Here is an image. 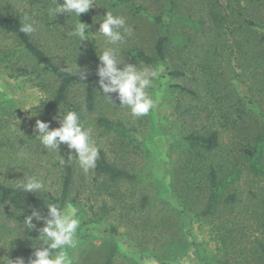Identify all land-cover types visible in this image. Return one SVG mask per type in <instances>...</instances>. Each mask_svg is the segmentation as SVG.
Returning <instances> with one entry per match:
<instances>
[{"label":"rangeland","instance_id":"1","mask_svg":"<svg viewBox=\"0 0 264 264\" xmlns=\"http://www.w3.org/2000/svg\"><path fill=\"white\" fill-rule=\"evenodd\" d=\"M23 1L30 5L34 0ZM206 1L175 0L173 9L171 0H134L145 9L137 14L133 9L112 8L114 15L126 18L133 31L118 46L123 63L158 70V77L147 90L156 102L148 115L134 117L129 108L114 99L111 102L101 91L96 108L89 111L84 107V86H73L69 91L68 102L82 108L80 121L91 128L99 155L103 151L107 160L134 175L131 181L117 183L97 175L95 168L85 172L74 150L69 161L70 150L64 144L58 151L44 149L34 131L36 120L49 122L50 128L59 127L71 107L65 104L54 113H44V105L58 83L13 34L0 28V140L10 138L15 145L12 155L6 154L5 159L0 156V182L17 185L35 176L45 183L42 193H49L48 198L55 202L61 195L60 170L52 165L61 160L74 164L70 198L75 200L64 207L76 208L81 221L76 247L69 249L73 264H99L111 247L116 250L114 264H264L256 253L259 242H264V173H256L248 158L239 155L230 168L241 170L233 181L238 189L237 202L231 207L220 203L216 215L199 216L210 189L206 178L196 177L192 169L194 152L188 140L192 132H203L209 121V109L202 97L205 92L198 83L213 81L215 86L219 82L221 88H233L248 110L264 98V69L255 70L251 61L241 60L236 46L243 37L238 25L248 24L238 15V6L248 9V18H255L252 26L261 33L264 0H241L240 4L239 0H219V23L211 13L206 14L211 9ZM213 1L217 4L218 0ZM113 2L93 0V7L85 12L89 39L83 41L98 55L110 45L93 32L98 31L107 11L111 12ZM156 16L163 23L157 22ZM214 29L221 33L216 52L205 45ZM167 30L172 33L169 64L172 69L183 70L182 76L168 75L162 63L144 64L128 55V49L134 47L151 53L157 38ZM209 51L215 52L214 58L208 56ZM258 108L264 111V106ZM101 115L121 123L125 134L99 125ZM31 211L15 202H0V262L10 264L9 259L22 257L28 264L35 258L24 252L25 247L37 246L38 231H23L22 222ZM34 223L37 228L43 225L42 220ZM14 234L18 236L10 241Z\"/></svg>","mask_w":264,"mask_h":264},{"label":"trees","instance_id":"2","mask_svg":"<svg viewBox=\"0 0 264 264\" xmlns=\"http://www.w3.org/2000/svg\"><path fill=\"white\" fill-rule=\"evenodd\" d=\"M57 2L63 3V0H57ZM240 3L241 0L238 4ZM206 4L211 6L206 14L211 13L216 22H221L219 0L217 4H214L213 0H207ZM171 5L173 9L176 8L175 0H171ZM57 6L55 0H42V3L34 0L30 5L25 4L23 0L13 2L11 0H0V28L13 34L20 41L22 47L39 64L43 65L44 69L58 83L52 97L44 105V113H54L65 104L71 107V111L82 112L81 107L68 102L69 91L73 86H84V107L92 111L97 106L98 91L102 92L98 83L99 77L96 75L97 66L100 63L98 54L89 51L84 41H80L78 37L71 35L73 26L78 22L74 14L59 13L55 18L49 14V10ZM112 8L115 11L121 8L133 9L135 14L145 10L144 7L137 5L134 0H114L110 9L114 14L115 11L113 12ZM238 8L236 10L238 15L248 22L247 25L243 23L238 25V31L243 36L242 39L236 42V46L242 54L241 60L251 61L255 70L264 69V32L260 33L252 26L255 18L253 16H251V19L248 18V13H250L248 9L246 10L242 6H238ZM25 16L29 17L30 22L35 25L36 30L31 34L20 31ZM155 19L160 24L163 23L160 16H156ZM79 20L88 25L85 13L79 16ZM200 24L201 22L198 21V30L201 28ZM214 24L215 22L212 21L210 25L214 26ZM170 27L171 25H169ZM219 27L216 28L219 29ZM86 31H89V29ZM211 32L213 35L208 36L205 45L213 47L216 52L220 44L221 33L215 29ZM171 41V30H167L164 35L157 38L151 53L142 48L134 47L128 49V55L144 64L162 63L166 67L168 75L182 76L184 75L183 70L172 69L169 64L168 51ZM215 52L209 51L207 53L209 57L214 58ZM85 70L87 71L83 80L81 71ZM259 75L262 76L261 73ZM198 85L200 91L202 89V92H205L202 97H205L204 107L209 109L207 118L209 121L204 126L203 132H192L188 135V140L192 152H194L191 154L194 156L192 169L196 177L206 178V183L210 189L206 207L198 213L199 216L207 217L217 214L218 204H226L227 207H231L232 204L237 202L238 189L234 188L233 181L241 170L236 168L237 166H233L231 171V167L239 155L248 158L252 169L256 173H264V166L262 165L264 160V111L258 108V106H264V98L257 100L258 106L253 104V107L248 110L243 105L242 99L234 94L233 88L229 86L221 88L219 82L215 86L213 81H209L205 85L198 83ZM178 87L182 91H188L185 87ZM195 94V97L199 99V94L197 92ZM110 95L112 99L119 102L116 93ZM261 95H264V88L261 90ZM200 100L203 99L200 98ZM97 121L99 125L109 130H117L121 134H125L123 125L109 119L107 116L101 115ZM228 136L230 140L227 142L226 138ZM2 141L0 140V156L5 159L7 155L13 154L15 145L10 138ZM52 166L60 170L61 195L57 201H51L47 192L25 193L16 187L15 182L5 181L0 182V202H15L23 208L47 214V204L52 202L58 203L63 209L72 200H75L70 198L75 183V166L69 161L64 163L57 161ZM94 168L97 175L108 178L112 183L134 179L131 172L107 160L103 151H100ZM262 203L264 206V200ZM142 204H146L145 199ZM113 230L115 229L113 228ZM114 242L116 244V241ZM34 247L36 246L25 247L24 252L34 255ZM256 253L264 259V242H259ZM115 255L116 250L111 247L105 259L99 264H114ZM0 264L6 263L0 262Z\"/></svg>","mask_w":264,"mask_h":264},{"label":"clouds","instance_id":"3","mask_svg":"<svg viewBox=\"0 0 264 264\" xmlns=\"http://www.w3.org/2000/svg\"><path fill=\"white\" fill-rule=\"evenodd\" d=\"M55 8L49 10V14L56 17L59 13L74 14L78 22L73 26L71 35L79 38L80 41L89 39L86 31L89 25L81 22L79 16L93 7V0H63ZM35 25L25 16L21 23L20 31L31 34L35 31ZM106 38L110 45L98 55L99 64L96 75L103 95L111 102L110 94L116 93L120 105L130 109L134 117L146 116L156 106L155 100L147 91L158 77V70L150 67H138L136 64L123 63L119 55V45L126 42L127 37L133 35L132 29L127 25L126 18L122 15H114L108 12L104 15L98 31ZM123 64L122 67L118 65ZM85 71H81V78L85 79ZM34 131L38 134L36 138L49 151H58L60 145L64 144L70 150L68 160L74 157L71 150L75 152V158L85 172L95 167L99 156V148L96 145L91 128H86L81 123L76 111H67L59 121V127L50 128V123L40 119L36 120ZM64 163V160H61ZM23 192L37 193L45 190V183L35 176L27 178L26 181L16 185ZM48 215L41 216L38 211L32 210L25 216L22 224L23 231L37 230V246L34 247V259L30 258L28 264H73V258L69 253L70 248L77 244L76 234L80 227V218L77 209L68 205L61 208L58 203L47 204ZM36 222L43 221L42 227L37 228ZM18 235L10 238L12 241ZM10 264H25L22 257Z\"/></svg>","mask_w":264,"mask_h":264}]
</instances>
